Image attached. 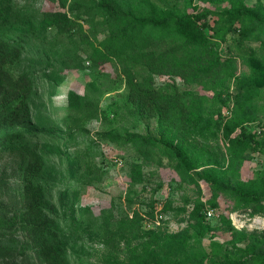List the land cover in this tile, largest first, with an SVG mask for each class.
I'll return each instance as SVG.
<instances>
[{
  "label": "rangeland",
  "instance_id": "374dc122",
  "mask_svg": "<svg viewBox=\"0 0 264 264\" xmlns=\"http://www.w3.org/2000/svg\"><path fill=\"white\" fill-rule=\"evenodd\" d=\"M114 2L144 18L206 13L210 26L215 13L238 3L264 15V0ZM56 11L67 15L65 31L44 17ZM108 22L98 0H0L2 28L28 25L19 57L6 68L31 81L30 124L62 135L26 141L43 161L35 214L23 188L28 158L0 155V264H45L30 240L39 218L52 222L48 241L61 245L63 264H264V198L242 200L205 179L264 193V152L235 139L244 127L264 144V25L245 18L224 41H212L230 61L219 78L199 84L155 75L157 88L183 95V117L176 110L163 124L136 114L118 63L102 60ZM211 33L190 32L184 42L212 40ZM147 34L157 32L144 27L136 39ZM177 41L169 32L157 49ZM11 91L1 85L0 98ZM107 132L160 142L144 149L137 138L112 141ZM164 143L185 154L189 169Z\"/></svg>",
  "mask_w": 264,
  "mask_h": 264
},
{
  "label": "trees",
  "instance_id": "16d2710c",
  "mask_svg": "<svg viewBox=\"0 0 264 264\" xmlns=\"http://www.w3.org/2000/svg\"><path fill=\"white\" fill-rule=\"evenodd\" d=\"M98 7L108 17L106 28V43L104 45L106 58L114 59L121 68L127 89V102L140 117L157 118L166 124L172 114L178 110L184 114L182 94L177 91L165 93L155 86V75L179 77L184 81L205 83L222 76L229 65V59L223 57L215 47L225 40V35L232 29L234 22H241L245 18L252 19L264 25V15L253 13L243 3H238L229 13H215L213 25L205 21L206 13L188 12L181 16L169 15L165 17L135 16L119 8L114 0H98ZM44 17L54 24L58 31H65L69 27V20L65 13L47 12ZM27 24H12L7 30L0 26V86L6 84L12 88L11 93L0 98V155L10 154L26 156L28 163L23 173V188L28 212L35 214L40 208L43 188L34 180L43 168L41 154L36 147H28V139L39 136H62L56 130H42L30 124V112L27 98L31 90V81L25 73L14 74L6 67L13 63L20 55V50L26 34ZM151 27L157 35H146L139 42L137 34L141 28ZM206 27L212 30L211 39L198 44L184 42L190 32L203 31ZM169 32L176 33L180 41L162 50L157 47L164 43ZM217 40L213 44L212 41ZM16 103L11 111L4 107ZM21 121L17 122L18 117ZM112 141L130 142L137 138L142 148H147L150 142L159 143L155 138H149L137 133H113L103 135ZM236 141L244 145H252L256 150L264 152V144L254 133L244 127L235 137ZM178 161L189 169L185 154L176 146L164 143ZM143 149V151H144ZM213 187L230 190L242 200L257 201L264 198L263 194L244 192L238 188H230L205 177ZM52 222L49 219L35 221L30 231L32 246L38 250L45 264H63L64 253L58 243H49V236H54Z\"/></svg>",
  "mask_w": 264,
  "mask_h": 264
},
{
  "label": "built area",
  "instance_id": "2783aa9c",
  "mask_svg": "<svg viewBox=\"0 0 264 264\" xmlns=\"http://www.w3.org/2000/svg\"><path fill=\"white\" fill-rule=\"evenodd\" d=\"M206 215H207L208 217H210V216L212 215V212H211V211H207V212H206Z\"/></svg>",
  "mask_w": 264,
  "mask_h": 264
}]
</instances>
